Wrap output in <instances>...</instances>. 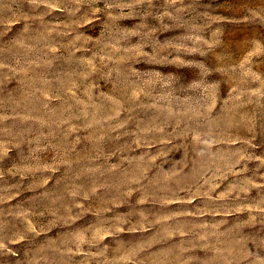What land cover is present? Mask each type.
I'll return each instance as SVG.
<instances>
[{
    "label": "rangeland",
    "instance_id": "374dc122",
    "mask_svg": "<svg viewBox=\"0 0 264 264\" xmlns=\"http://www.w3.org/2000/svg\"><path fill=\"white\" fill-rule=\"evenodd\" d=\"M0 264H264V0H0Z\"/></svg>",
    "mask_w": 264,
    "mask_h": 264
}]
</instances>
